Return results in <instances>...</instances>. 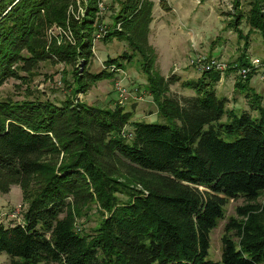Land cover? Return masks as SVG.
I'll use <instances>...</instances> for the list:
<instances>
[{
    "label": "trees",
    "instance_id": "trees-1",
    "mask_svg": "<svg viewBox=\"0 0 264 264\" xmlns=\"http://www.w3.org/2000/svg\"><path fill=\"white\" fill-rule=\"evenodd\" d=\"M101 1L0 0V89L12 78L29 81L46 61L69 65L73 79L63 81L74 87L65 99L0 95V192L20 185L28 202L22 222L0 224V253L12 264H264V204L256 203L264 190V101L249 84L262 60L255 66L243 52L223 72L166 77L149 38L152 0H110L103 39L130 50L91 72L95 32L105 26ZM233 1L229 25L238 30L246 19V38L253 30L264 39V0H246L248 14L244 0ZM53 24L70 26L74 41L50 40ZM137 55L164 123L135 119L119 101L102 107L78 98ZM242 68L250 69L245 77ZM228 71H238L235 87L247 90L257 114L238 113L218 95ZM175 83L193 93H174ZM239 196L248 203L226 224L221 260L208 259L210 233Z\"/></svg>",
    "mask_w": 264,
    "mask_h": 264
},
{
    "label": "rangeland",
    "instance_id": "rangeland-1",
    "mask_svg": "<svg viewBox=\"0 0 264 264\" xmlns=\"http://www.w3.org/2000/svg\"><path fill=\"white\" fill-rule=\"evenodd\" d=\"M102 2L105 10L100 9V11L105 18L103 21L105 26L102 25L95 35L101 33L105 36L112 22L113 10L110 7V0H102ZM152 2L154 19L149 38L155 48V69L158 72L166 77L176 73L184 79H196L202 75V71L197 69L198 65L193 66L192 61L219 58L228 68L230 63L246 52L249 60L256 57L262 60L259 71L249 84L264 101V39L258 31L253 30L249 39L246 38L250 30L246 19H243L238 30L229 25L231 22L229 12L235 11L233 0H152ZM77 6L78 9L74 6L70 9L73 17H77L78 12L81 11L80 3H77ZM249 9L248 2L242 1L243 13L248 14ZM47 36L59 45L66 41H74L70 26L53 24L48 29ZM103 37L94 38V56L89 65L91 72H99L105 67L108 58L119 57L124 51L130 50L126 41L114 38L104 40ZM247 39L249 43L246 42ZM142 62L141 57L137 55L131 61H124V67L115 65L113 70L110 67L108 70L119 74L121 72L118 69H121V77L118 76L119 74H115L113 78L104 77L92 84L86 94L80 92L78 98L98 106L114 107L119 100L115 80L123 78V85L128 89L129 98L122 105L135 112V119L164 123L165 119L158 115L157 104L148 89V78ZM34 73L27 82L13 78L8 80L0 89L1 97L22 99L28 92L51 99H65L67 96H72L74 87L73 90L68 88L63 81L65 77L73 79L72 68L66 63L42 62ZM221 75L223 81L217 88L218 95L230 98L229 107L234 108L238 113L250 110L252 114H257L251 109L249 98L245 96L247 90L235 87L238 71H228L225 76ZM171 89L179 95L193 93L190 89H183L180 83L171 85ZM247 203V199L243 196L228 200L224 207V217L218 220L216 227L210 233L211 246L208 259L221 260L226 224L230 218H239L238 207ZM256 203L264 204V190L260 192ZM27 204L20 185H13L8 193L0 192V224L11 225L22 222ZM96 210L94 208L92 211L94 213L92 218L96 219L94 224L100 215L95 212ZM0 264H12L11 258L6 253H0Z\"/></svg>",
    "mask_w": 264,
    "mask_h": 264
},
{
    "label": "built area",
    "instance_id": "built-area-1",
    "mask_svg": "<svg viewBox=\"0 0 264 264\" xmlns=\"http://www.w3.org/2000/svg\"><path fill=\"white\" fill-rule=\"evenodd\" d=\"M100 9H101V11H102V9L105 10V6L103 5V2L102 1L100 3ZM103 36H104V34L98 33V34H96V37L95 38L96 39H99V38H101ZM251 62L255 66H258L261 63L260 62V59L257 58V57L256 58H253L251 60ZM191 64L193 66L198 65L197 69H199L202 72L203 71L214 70V69L215 70H220L221 72H223L226 69V64H224L223 62H221L219 58H213V59H208V60L205 58L204 61H201V60H199L198 62H193L192 61ZM113 67L114 66H112V70L114 69ZM118 70L122 74V70L121 69H118ZM249 71H250L249 68H242V69H240V73L244 77L248 74ZM116 73H118V72H116ZM121 74L118 75V76L121 77ZM59 83L61 84V82H59ZM115 88H116V91H117L118 97H119L118 98L119 99L118 101L120 103L124 104L128 100L129 96L127 97V95H128V89H127L126 86L123 85V78L122 79L121 78H119V79L117 78L115 80Z\"/></svg>",
    "mask_w": 264,
    "mask_h": 264
},
{
    "label": "crops",
    "instance_id": "crops-1",
    "mask_svg": "<svg viewBox=\"0 0 264 264\" xmlns=\"http://www.w3.org/2000/svg\"><path fill=\"white\" fill-rule=\"evenodd\" d=\"M116 74L118 75L119 73H116ZM222 81H223V79L220 81V83L218 84L217 88L220 86V84L222 83Z\"/></svg>",
    "mask_w": 264,
    "mask_h": 264
}]
</instances>
